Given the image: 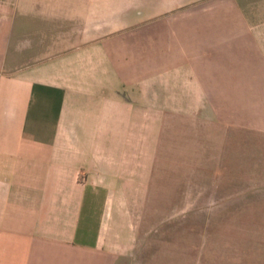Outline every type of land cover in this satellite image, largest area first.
I'll use <instances>...</instances> for the list:
<instances>
[{
    "label": "crops",
    "instance_id": "1",
    "mask_svg": "<svg viewBox=\"0 0 264 264\" xmlns=\"http://www.w3.org/2000/svg\"><path fill=\"white\" fill-rule=\"evenodd\" d=\"M0 264H264V0H0Z\"/></svg>",
    "mask_w": 264,
    "mask_h": 264
},
{
    "label": "rangeland",
    "instance_id": "2",
    "mask_svg": "<svg viewBox=\"0 0 264 264\" xmlns=\"http://www.w3.org/2000/svg\"><path fill=\"white\" fill-rule=\"evenodd\" d=\"M190 176V177H192V169L191 170H187V176ZM188 176V177H189ZM187 192L189 191V192H192V185H189V186H187ZM187 203H192V202H187Z\"/></svg>",
    "mask_w": 264,
    "mask_h": 264
}]
</instances>
